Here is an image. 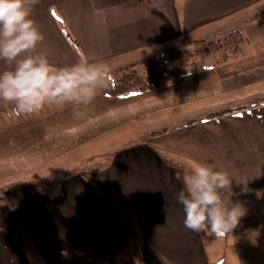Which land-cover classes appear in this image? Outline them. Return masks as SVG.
<instances>
[{"label": "crops", "instance_id": "obj_1", "mask_svg": "<svg viewBox=\"0 0 264 264\" xmlns=\"http://www.w3.org/2000/svg\"><path fill=\"white\" fill-rule=\"evenodd\" d=\"M32 18L55 66L84 53L114 72L233 30L243 52L156 89L106 87L79 114L0 100V264H264V0H40ZM178 106L179 124L121 140ZM220 110L233 111L207 118ZM196 162L226 171V199L246 209L225 237L183 224L176 176Z\"/></svg>", "mask_w": 264, "mask_h": 264}, {"label": "clouds", "instance_id": "obj_2", "mask_svg": "<svg viewBox=\"0 0 264 264\" xmlns=\"http://www.w3.org/2000/svg\"><path fill=\"white\" fill-rule=\"evenodd\" d=\"M40 0H0V100L12 106L17 116L31 115L47 105H72L82 112L98 91L112 81L110 68L81 53L77 60L61 66L38 52L44 33L32 18ZM183 185L177 202L184 213L183 224L195 233L225 237L246 214L242 203L226 199L233 179L211 163L196 162L186 175L177 174ZM232 194V193H231Z\"/></svg>", "mask_w": 264, "mask_h": 264}, {"label": "trees", "instance_id": "obj_3", "mask_svg": "<svg viewBox=\"0 0 264 264\" xmlns=\"http://www.w3.org/2000/svg\"><path fill=\"white\" fill-rule=\"evenodd\" d=\"M222 38V37H219ZM206 40L199 39L193 42V45L197 44L199 49L206 50L207 52L223 46L224 44L229 46L230 42L241 43L244 41L238 30L229 32L226 36H223L222 40L215 37L207 43ZM189 51L187 48H179L171 51L166 55H159L151 58L144 59L137 63L131 64L125 68V71L121 72V75L115 77L111 84L108 86L107 92L111 95H124L131 91H147L159 87L160 82L165 80H173L180 76L183 72V67H177L176 63L185 62L188 59ZM141 66V72H138L136 68ZM233 110H220L214 111L207 115V118H213L224 115ZM192 120H188L187 123Z\"/></svg>", "mask_w": 264, "mask_h": 264}, {"label": "rangeland", "instance_id": "obj_4", "mask_svg": "<svg viewBox=\"0 0 264 264\" xmlns=\"http://www.w3.org/2000/svg\"><path fill=\"white\" fill-rule=\"evenodd\" d=\"M222 38H218V39L222 40ZM204 43H207V40ZM242 44H243V41L239 44L234 43V42H230L229 46H227L225 44L223 46L218 45L220 47H216L215 49L210 50L208 52L206 50L199 49L197 44H195V45L192 44L190 47L187 48L189 51L187 61L176 63L177 67L182 66L184 69L183 72L180 74V76L189 72L190 70H197V69H199L205 65H208V64L214 65L217 63H223L224 61H226V59H228V57L230 58V57H234V56H239L240 53L243 52ZM244 54H246L245 49H244ZM125 68L111 72L112 81L115 77L120 76L121 72L125 71ZM141 69H142L141 66H138L136 68V70L138 72L142 73ZM247 69H248V67H247ZM245 74H248V71H246ZM180 76H178V77H180ZM175 79L168 80V81H174ZM165 81L166 80L163 79L160 82V85L162 83H164ZM111 82L109 83V85L111 84ZM259 98L264 101V97H259ZM185 113H186L185 106H178L175 108V110H172V111H170V110L169 111L157 110V111H153L151 113L148 112L146 115H142L141 117H138L137 119L132 121L134 130L129 129L128 125H125V124L120 127L121 132H119V134L121 135V140H123V141L124 140H131V139H135L139 134H144V133H148V132H155L156 130H163V129H166L167 127L170 128L176 124H179V122H181V120H183ZM210 113H212V112H210ZM207 115H209V113H207ZM191 122H189V123H191ZM13 162H15V161H13ZM11 163H12V161H9L7 163L9 165V167H11L10 166ZM2 165L4 166L5 163H3ZM220 264H230V259H229L228 254H227L225 260L221 261Z\"/></svg>", "mask_w": 264, "mask_h": 264}]
</instances>
